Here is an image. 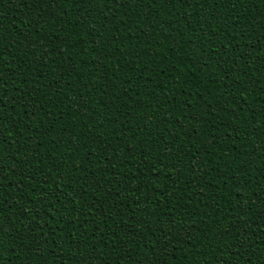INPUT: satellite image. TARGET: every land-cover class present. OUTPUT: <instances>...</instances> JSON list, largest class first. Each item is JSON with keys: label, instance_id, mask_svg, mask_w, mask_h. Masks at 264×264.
Returning a JSON list of instances; mask_svg holds the SVG:
<instances>
[{"label": "trees", "instance_id": "trees-1", "mask_svg": "<svg viewBox=\"0 0 264 264\" xmlns=\"http://www.w3.org/2000/svg\"><path fill=\"white\" fill-rule=\"evenodd\" d=\"M0 264H264V0H0Z\"/></svg>", "mask_w": 264, "mask_h": 264}]
</instances>
